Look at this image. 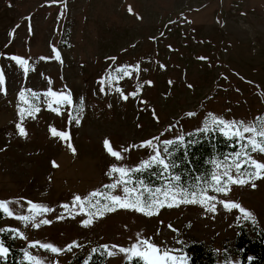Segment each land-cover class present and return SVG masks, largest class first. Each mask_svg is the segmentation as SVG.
I'll return each mask as SVG.
<instances>
[{
    "label": "rangeland",
    "instance_id": "rangeland-1",
    "mask_svg": "<svg viewBox=\"0 0 264 264\" xmlns=\"http://www.w3.org/2000/svg\"><path fill=\"white\" fill-rule=\"evenodd\" d=\"M12 56L28 60L31 70L25 74ZM125 66L131 76L117 71ZM0 71V200L13 201L17 216L30 214L29 201L52 209L37 217L50 221L38 228L0 212V229L26 237L13 232L23 253L45 264H68L96 246L127 248L148 239L187 264L183 245L197 241L215 255V264H239L232 248L237 225L250 221L264 231V176L231 185L227 195L208 181L203 187L216 197L214 212L180 203L147 216L117 206L84 226L94 209L73 207L76 196L83 203L92 192H109L105 186L119 179L108 175L112 166L136 168L157 151L163 158L164 141L206 126L220 130L211 116L253 124L264 116V0H0ZM22 89L40 94L35 118H23L27 136L17 128L19 107H27L19 99ZM49 89L71 93L72 105L59 115L50 110ZM70 112L79 123L69 121ZM50 126L69 133L75 152L50 134ZM105 139L122 160L106 151ZM148 141L152 146H143ZM236 142L241 151L246 141ZM235 154L214 159L212 173H222ZM250 155L264 163V153ZM110 194L123 196L122 186ZM219 201L239 203L254 219ZM35 241L64 250L30 247ZM114 251L104 264L127 260Z\"/></svg>",
    "mask_w": 264,
    "mask_h": 264
},
{
    "label": "snow or ice",
    "instance_id": "snow-or-ice-1",
    "mask_svg": "<svg viewBox=\"0 0 264 264\" xmlns=\"http://www.w3.org/2000/svg\"><path fill=\"white\" fill-rule=\"evenodd\" d=\"M55 52V59L59 60V53ZM12 60H14L27 74L31 70V66L29 65L28 60L19 56H12ZM44 59V58H41ZM119 71L122 75L131 76V72L128 68L122 67L119 68ZM114 79V77H113ZM105 81L102 79L101 84ZM4 73L0 71V91H4ZM119 91V89H117ZM103 91V88H101ZM19 99L21 104H26L27 107H19V113L22 117L21 123L17 125L19 135L27 136V132L25 128L22 126L23 118L27 116H31L35 118V113L40 109L38 107V102L40 99V94L32 92L31 89L24 90L22 89L19 92ZM123 99H127L128 97L121 93ZM45 103L48 105V108L52 111H55L58 115L60 113V108L67 105L71 106L72 96L71 93H57L52 91L51 89L45 94ZM53 103H55L56 107L53 108ZM81 109H77L79 111ZM189 115H194L189 113ZM211 120L220 126V131L226 135L237 138L238 140L246 141L244 145H242V150L235 154L233 158V162L231 165H226L223 172H213L211 174V181L209 186L216 193H223L227 195L230 191L231 185L234 184H248L251 181L261 178L264 176V163L258 162L253 159L250 155V152H261L264 153V116L258 117L255 124L246 123L244 121H226L221 118H217L215 116H211ZM69 121H75L79 123L78 118L75 115L69 113ZM204 131H207V126ZM50 134L53 137H58L61 140L68 142V147L70 150L75 152V149L72 147L70 140L71 137L67 131H59L55 127L50 126ZM249 134V135H245ZM183 140V138H180ZM163 152L167 153L169 151V145H173L174 141H164ZM104 146L106 151L117 160H122L123 156L120 151H116L112 148L110 141L105 139ZM145 147H151L152 142H145ZM124 151H128L125 149ZM54 163V162H53ZM152 165L161 166L163 171L167 173L171 167L170 163L166 162L164 158H162L159 151L156 152L155 155L151 156L150 160L144 161L138 168L128 169L125 167H117L112 166L110 171L108 172L109 176H112L114 173L119 174V179L116 183L106 185L105 187L109 190L107 194H102L100 192H92L89 194L92 199H86L83 203H81L82 198L80 196H76L74 198V205L80 204L81 212L84 211L85 205L88 206L90 210L88 214V220L83 221L84 226H88L92 222L93 216H102L106 211H115L116 207L132 209L139 211L147 216H152L158 214V210L161 207H173L179 206L180 203H200L202 206L206 207L208 211L214 212L216 210L215 203L213 201L216 200L215 196H208V187H198L195 190L189 191L179 186L178 182L180 181L179 176H170L168 178V183L164 188H156V189H146V188H136L130 187L131 180L125 179V177H130L132 172L141 171L151 167ZM55 166V164H54ZM219 167V165H217ZM235 169L236 175L234 176L231 172V169ZM118 186H122L123 196L120 195H111V191L116 189ZM252 187H255V184H252ZM104 199L107 203L101 205L100 200ZM95 200V203H93ZM223 204V206L231 211L232 209H239V211L244 215L245 219H254L253 214L244 209L242 205L236 202H228V201H219ZM14 203L11 200H0V212L8 217L15 218L17 220L23 221L25 224L32 222L33 227H40L42 224L50 223L48 220H39L37 222V217L43 215L48 211H52V209L48 208L46 205L35 204L29 201V215H14V211L10 208V205ZM65 210H68V205H63ZM63 218V217H60ZM4 231H13L18 236L23 237V233H20L19 230L15 229H0V232ZM139 236V234H138ZM50 251L52 253H59L64 249L57 248L56 246L50 243H41L40 241H35L30 244V247H37ZM74 244H70L67 247V250H71ZM105 255L113 256L116 254L114 249L118 248L119 253H123L126 255L128 261H132L133 258H137V264H178L179 261L184 259L181 256L170 255L169 252L172 250H165L159 248L154 243H151L148 239H138L137 242L133 243L130 247H118L116 245H103L102 246ZM147 250H144V249ZM8 249L4 247L3 243L0 242V257H4L8 253ZM96 251V249H93ZM24 259L29 262V264H45V260L39 256L32 255L27 250L24 253ZM87 264V262H85Z\"/></svg>",
    "mask_w": 264,
    "mask_h": 264
},
{
    "label": "trees",
    "instance_id": "trees-1",
    "mask_svg": "<svg viewBox=\"0 0 264 264\" xmlns=\"http://www.w3.org/2000/svg\"><path fill=\"white\" fill-rule=\"evenodd\" d=\"M66 31L64 33V38ZM183 140L172 139L169 151L163 152V158L171 167L165 173L161 166L152 165L147 169L132 172L130 179L142 187L156 188L166 186L170 176H179V186L189 191L203 187L211 180L214 159H223L240 152L236 138L224 135L218 129L192 130L185 132ZM138 168V167H136ZM13 231L0 232V239L9 250L0 257V264H29L24 259L21 247L13 244ZM233 252L239 264H264V231L254 222L237 225L233 236ZM96 249V251H93ZM89 253H77L68 264H104L106 255L102 246H96ZM187 264H215V255L201 242L190 241L183 245ZM123 264H137V258L125 260ZM142 264V262H141Z\"/></svg>",
    "mask_w": 264,
    "mask_h": 264
}]
</instances>
